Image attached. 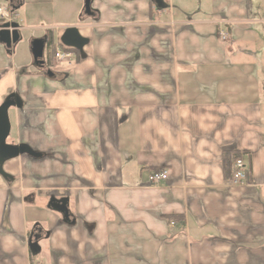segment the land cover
<instances>
[{"label": "crops", "instance_id": "obj_1", "mask_svg": "<svg viewBox=\"0 0 264 264\" xmlns=\"http://www.w3.org/2000/svg\"><path fill=\"white\" fill-rule=\"evenodd\" d=\"M75 1L15 0L20 39L0 41V105L23 101L9 137L38 154L0 173V264H264V0ZM67 27L83 49L46 44L37 67L32 41Z\"/></svg>", "mask_w": 264, "mask_h": 264}, {"label": "water", "instance_id": "obj_2", "mask_svg": "<svg viewBox=\"0 0 264 264\" xmlns=\"http://www.w3.org/2000/svg\"><path fill=\"white\" fill-rule=\"evenodd\" d=\"M8 2L14 11L17 6L15 0H4ZM93 0H85V12L92 13L91 4ZM0 41L6 46L10 47L13 43H16L20 39V26L19 23L14 21L11 24L5 23L0 25ZM61 42L67 47H71L77 50H82L88 40L83 37L77 27H67L62 36ZM47 44V37L36 38L32 41L31 50L33 53L34 62L37 67L45 69L44 51ZM48 74H52L50 70L46 71ZM17 96V101H13L10 98ZM22 108L23 101L15 93L10 94L6 100L0 105V173L6 175L3 171L2 164L10 159H13L21 154L28 153L33 156H37L29 146L26 144H10L7 143V138L11 132V120L9 115L10 108ZM52 206L68 215V209L64 202H54ZM31 250L37 252L39 246L37 243H31Z\"/></svg>", "mask_w": 264, "mask_h": 264}, {"label": "built area", "instance_id": "obj_3", "mask_svg": "<svg viewBox=\"0 0 264 264\" xmlns=\"http://www.w3.org/2000/svg\"><path fill=\"white\" fill-rule=\"evenodd\" d=\"M0 20H1V25L5 23L11 24L12 22L15 21V15L11 6L0 5ZM219 35L223 40L228 39L229 32L227 31L226 27L224 29H220ZM74 55L75 54L73 50L65 49L62 44L57 45L55 50V58L58 61L70 62L73 59ZM248 174H249V168L244 158L242 157L235 158L232 164L230 183L234 186L244 187L249 183ZM168 177H169L168 170L154 171L149 174L148 182L150 184L157 185L162 181L167 180Z\"/></svg>", "mask_w": 264, "mask_h": 264}, {"label": "rangeland", "instance_id": "obj_4", "mask_svg": "<svg viewBox=\"0 0 264 264\" xmlns=\"http://www.w3.org/2000/svg\"><path fill=\"white\" fill-rule=\"evenodd\" d=\"M61 1H62V4H63V5L68 4L67 1H70L71 4H73L72 2H76L75 0H61ZM202 1H204V0H202ZM205 3H206L207 5H209V3H208L207 0H205ZM174 4H175V8H176V6H177V9H178L179 7H184V9H186V10H187V8H189V10H188L187 12H189V13H193L192 10H194L193 8L198 7L199 0H175ZM0 5H5V2L0 0ZM68 5H69V4H68ZM177 11H179V13H180L182 16L185 15V12H184L183 10L178 9ZM186 14H187V13H186ZM52 15H53L52 20H53V22H54L55 24H65V23L67 22V20H66L67 18H68L69 21H70V20H73V21H74V20H75V21L77 20L76 15H74V12H71V13H69L68 15L66 14L67 17H65V16L63 15V12H62V11L56 9V10H53V11H52ZM21 18H22V17L18 16V19H17V20L20 22V21H21ZM27 24H28V23H27ZM225 27H226L225 22H223L222 24H219V29H224ZM219 31H220V30H219ZM219 36H220V35H219ZM221 39H222V38H221ZM13 136H14V133H11L10 137L8 138V141H15L14 139H12Z\"/></svg>", "mask_w": 264, "mask_h": 264}, {"label": "trees", "instance_id": "obj_5", "mask_svg": "<svg viewBox=\"0 0 264 264\" xmlns=\"http://www.w3.org/2000/svg\"><path fill=\"white\" fill-rule=\"evenodd\" d=\"M47 44L48 47L51 49V53H53V55L55 54V41L52 35L47 36ZM63 47L67 50H73L76 52V54L78 55L79 51L77 49L71 48V47H67L62 43ZM237 158V157H236Z\"/></svg>", "mask_w": 264, "mask_h": 264}, {"label": "flooded vegetation", "instance_id": "obj_6", "mask_svg": "<svg viewBox=\"0 0 264 264\" xmlns=\"http://www.w3.org/2000/svg\"><path fill=\"white\" fill-rule=\"evenodd\" d=\"M12 94V93H11ZM11 100H13V101H17V96H14V97H12V98H10ZM6 99H4V101H5ZM3 101V102H4ZM12 108H14V107H12ZM12 108H10V110L12 109ZM10 110H9V115H10ZM10 119H11V116H10ZM8 138H9V136H8ZM8 138H7V143H10V144H18L17 142H15V141H11V142H9L8 141ZM5 163V162H4ZM4 163L2 164V168H3V171H4ZM7 176V175H6Z\"/></svg>", "mask_w": 264, "mask_h": 264}]
</instances>
